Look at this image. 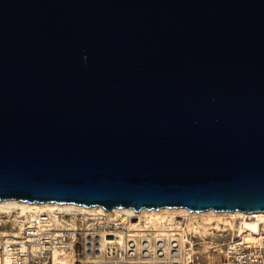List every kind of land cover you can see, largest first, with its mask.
<instances>
[{"label": "water", "instance_id": "95a60500", "mask_svg": "<svg viewBox=\"0 0 264 264\" xmlns=\"http://www.w3.org/2000/svg\"><path fill=\"white\" fill-rule=\"evenodd\" d=\"M264 210V0H0V199Z\"/></svg>", "mask_w": 264, "mask_h": 264}, {"label": "built area", "instance_id": "2783aa9c", "mask_svg": "<svg viewBox=\"0 0 264 264\" xmlns=\"http://www.w3.org/2000/svg\"><path fill=\"white\" fill-rule=\"evenodd\" d=\"M9 218L17 222L14 215ZM20 219L22 228L0 227V264H264V239L245 241L237 226L202 235L186 229V219L179 217L165 226L132 230L123 217L89 210L54 215L41 209ZM205 241L211 243L207 249ZM57 248L66 249L64 261L54 258Z\"/></svg>", "mask_w": 264, "mask_h": 264}, {"label": "bare ground", "instance_id": "6f19581e", "mask_svg": "<svg viewBox=\"0 0 264 264\" xmlns=\"http://www.w3.org/2000/svg\"><path fill=\"white\" fill-rule=\"evenodd\" d=\"M48 210L54 215L57 212L69 214L74 210H89L98 211L115 218L123 217L127 219L126 227L132 230H145L150 227H161L168 223H174L179 217L186 219V229L199 231L202 235H209L211 228L219 231H227L234 229L235 221L239 219V227L244 232L242 237L248 242H258L264 239V210L247 212L244 210H224L217 211L213 208L196 211L187 207H161L159 209L142 208L136 210L130 206L114 207L105 209L102 205L85 206L76 203H62L56 201H28L21 199H0V213L6 214V218H0V227L12 226L13 220L9 218L14 215L17 221L14 225L22 228V220H18L19 216H29L37 210ZM244 229V230H243ZM5 233L4 228H2ZM246 231V232H245ZM17 234L18 231H15ZM141 232V231H137ZM186 231H183L185 233ZM104 242V241H103ZM210 245V242L205 241ZM211 246V245H210ZM209 246V247H210ZM54 258L57 261H64L67 257V251L64 248H57L53 252Z\"/></svg>", "mask_w": 264, "mask_h": 264}, {"label": "rangeland", "instance_id": "374dc122", "mask_svg": "<svg viewBox=\"0 0 264 264\" xmlns=\"http://www.w3.org/2000/svg\"><path fill=\"white\" fill-rule=\"evenodd\" d=\"M239 221H240V220L237 219V220L235 221L234 225L237 226V227H239ZM207 244H208V243H205V242H204V249L209 248V246L211 245V244H210V245H207ZM202 259L204 260V254H202V255L200 256V260H202Z\"/></svg>", "mask_w": 264, "mask_h": 264}]
</instances>
